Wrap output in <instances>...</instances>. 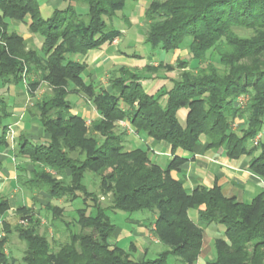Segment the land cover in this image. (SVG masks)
Segmentation results:
<instances>
[{"label":"trees","instance_id":"16d2710c","mask_svg":"<svg viewBox=\"0 0 264 264\" xmlns=\"http://www.w3.org/2000/svg\"><path fill=\"white\" fill-rule=\"evenodd\" d=\"M62 1L66 7L44 17L38 0H0V90L23 83L25 76L32 92L43 82L54 86L36 104L47 141L20 138L16 157L23 164L18 182L32 192L47 193L51 200H82L84 205L76 211L81 231L70 232L60 251L38 235L40 222L34 221L32 210H20L29 223L28 230L16 229L27 244L23 264H170V257L178 264H196L203 231L190 218L193 210L204 223L224 232L216 241V259L209 264H264V192L245 204L224 196L218 185L190 193L172 174L186 162L181 155L194 153L206 138L208 149L225 148L232 160L250 158V169L264 178V64L259 65L264 60V0H153L145 13L144 43L166 53L187 48L196 66L178 60L177 66L122 69L120 77L111 80L110 91L86 84L85 66L67 56L87 55L119 39L122 31L109 28L105 19L117 18L131 27L124 14L130 0ZM80 4L87 6L86 15L78 12ZM9 22L27 25L42 40L41 48L29 49L23 36L10 32ZM238 29L252 31V37L239 36ZM245 60H253L254 66H245ZM176 67L183 73L172 80L171 89L158 95L146 91L147 75ZM70 88L89 98L101 118L87 126L84 118L73 115L67 100ZM182 110L188 111L185 120ZM11 115L0 94L1 148L9 146L4 121ZM240 120L249 125L247 130H234ZM120 121L142 137L169 143L173 160L163 168L151 161L149 150L128 149L125 133H117ZM29 164L33 170H28ZM88 172L100 178V191L111 193L113 206L99 205V196L84 183ZM8 204L0 201V215ZM45 210L65 212L52 204ZM108 211L158 212L154 235L167 250L156 259L138 261L132 246L125 251L111 244L117 225ZM87 229L94 232L86 234ZM6 239L0 241V264H17L5 254Z\"/></svg>","mask_w":264,"mask_h":264},{"label":"crops","instance_id":"0c3cea01","mask_svg":"<svg viewBox=\"0 0 264 264\" xmlns=\"http://www.w3.org/2000/svg\"><path fill=\"white\" fill-rule=\"evenodd\" d=\"M39 3L42 12L51 11L49 15L54 9L66 7L62 0H41ZM150 3H152V1ZM132 15L131 13V16ZM130 21L132 26L128 27V29L121 30L122 36L112 44L99 50L90 51L87 55L76 54L67 56L68 59L85 66L86 69L82 78L86 84L93 85L97 90L110 91L112 89L111 80L114 79V77H120L122 69L143 71L147 66L158 68L161 64L175 65L178 60L183 62H189L191 60L187 48H183L171 53L173 56L171 61L164 59L161 61L148 60L149 63H147V61L142 59L143 57L135 51L137 45L135 40L136 34H134L135 37L132 35L131 38L128 37L130 32L136 29V24H134L131 18ZM27 31L30 35L21 36L27 40L29 44L28 48L40 49L42 40L33 36L29 30ZM10 32L18 33V31ZM163 52L166 57L170 54L165 51ZM195 63V61H190L191 66H196ZM148 77L151 78L148 79ZM172 80H174V78L169 76V74L147 75V79L143 82V86L150 95H158L165 90L171 89ZM20 84L23 85V88L18 89L21 91V94L17 95V97L24 98V102H15L16 99L14 98V100L11 97L6 98L12 114L11 117L7 119L10 120V122L5 124L9 127L7 134L9 146L6 148L0 147V201L8 200L9 203V209L4 214L0 215V229L2 234L9 229L6 223V217L9 214L17 212L22 215L20 210H33V207H31V200L26 198L23 194L24 189L18 182L20 166L23 164V162L16 157L20 138L21 136H25L33 142L42 143L46 142L48 139V136L44 133V129L39 123V118L29 115L31 111L30 109L27 110L28 106H26V103L30 100L31 95L25 83L23 82ZM10 91L12 92L13 90L10 89ZM84 100L76 103L70 102L72 105L71 112L73 115L84 118L87 122V126H90L92 122L100 119L101 115L97 109L92 106L90 100L87 103L86 99ZM166 101L167 97L163 99V104H166ZM187 113L188 111L186 110H182L179 113L182 120L186 119ZM10 130L12 132H10ZM126 135L128 136L126 143L130 150L136 148L143 149L142 144L147 142L146 144L149 146V152L154 154V156H150L153 163L166 168L169 162L173 160L172 147L169 143L155 142L148 138H146L147 141L141 140L142 136L137 133L135 136L131 135L128 131ZM208 145L209 140L203 138L202 143L196 147L194 153H183L181 156L186 159V162L180 167L178 172L172 173L176 179L183 183L188 192L192 193L198 188H213L215 185H218L222 189L224 196L235 198L238 202L245 204L251 203L259 194L264 192V178L258 176L250 169V158L243 156L240 159L232 160L228 157L225 148L208 149ZM256 155L258 156V154ZM33 169V166H28V170ZM189 215L191 220L203 231V244L196 264H209L216 259V241L225 237L224 232L215 224L209 225L204 223L195 210L190 211ZM129 221L136 224V227L124 229L123 227L117 226L111 242L125 251H130L132 246V255L138 261L148 259L151 249L148 245L151 246L152 243H154L153 226H147L145 220ZM2 238L0 234V241ZM126 241L129 247L124 248L125 246H123V244ZM154 244L156 246L160 245L159 243ZM161 253L162 252H160V254Z\"/></svg>","mask_w":264,"mask_h":264},{"label":"rangeland","instance_id":"374dc122","mask_svg":"<svg viewBox=\"0 0 264 264\" xmlns=\"http://www.w3.org/2000/svg\"><path fill=\"white\" fill-rule=\"evenodd\" d=\"M41 1V0H39ZM153 0H135V1H128L126 10L124 11V14L128 17H130L134 24H136V29L134 31H131L128 37L134 36L136 34V42L137 45L135 47V51H137L138 54H140L144 59L148 62V60L151 61H161V60H167L171 61L173 56L172 54H168L169 56L166 57L165 53L158 49H153L151 46L146 45L144 43L145 41V36H146V24H145V13L148 7L150 6V2ZM78 12L82 13L83 15H86L88 13V8L85 5H81L77 8ZM51 12V11H50ZM48 11H43L42 14L44 17H48L49 13ZM85 13V14H84ZM131 13L134 15L131 16ZM109 28H115L118 30H124L128 29V27L123 24L122 21L119 19H113L112 21H109L105 19ZM10 23V31H18L20 35L23 36H28L30 35L28 33V27L25 24H21L18 22H9ZM237 34L243 38H251L252 37V31H246V30H237ZM132 35V36H131ZM135 37V36H134ZM39 38V37H36ZM191 40H188V42ZM140 42V43H139ZM264 55V54H263ZM196 64V63H195ZM245 66H254L253 60H245L243 62ZM260 64H264V60L259 62ZM177 66V65H176ZM183 69L176 67V69L173 72H167L165 70L160 71V75H167L171 76L174 78V80H179L180 77L182 76ZM28 78L25 76V80L23 81L29 90V93L31 95L30 100L28 103H26L28 106V109H30L31 113H29L30 116H37L39 117V112L36 109V104L41 101L44 97L45 94H51L54 90V86L50 85L47 82H43L39 88L36 91H33L29 89V82L27 81ZM22 89L23 85L19 86H13L11 90H6V88H3L0 90V94L4 96L5 98L11 97L15 98V102H21L23 101L24 98L17 97V95L21 94V91L18 89ZM52 90V91H51ZM69 94L67 96V100L72 103L79 102L81 100L86 99V103L89 101V98H87L84 94L80 93L77 89L73 90V88H70ZM75 94V95H74ZM83 97V99H82ZM10 98V99H11ZM242 97L241 101L244 103L246 102L245 98ZM26 101V98H25ZM85 101V100H84ZM24 102V101H23ZM22 102V104H23ZM90 103L92 106H94L93 102L90 100ZM30 107V108H29ZM95 108V106H94ZM10 122V120L4 121V124H7ZM92 125V124H90ZM117 133H125L128 131L131 135H136V131L131 127V125L128 122L125 121H120L115 124ZM243 129L247 130L249 128V125L246 123V121H238L235 126L234 130ZM10 132H12L10 130ZM96 136L99 137L98 133H93ZM241 134V132L239 133ZM125 141L128 139V136H125ZM100 143L104 141L103 138H99ZM141 140L147 141V139L144 137L141 138ZM261 136H258L256 141H260ZM147 143V142H146ZM144 143L142 144V148L145 150H149V146ZM128 148V144L125 143ZM79 154L77 152L75 155ZM150 156H154L153 153H150ZM27 162V161H26ZM33 166V164H29ZM26 179H29L30 176L26 175ZM85 185L88 187V190L90 192H94L99 196V205L102 206L103 208H109L113 206L112 203V195L111 193L108 194H103L100 191V178L97 177L96 175L88 172L85 174V180H84ZM23 188V187H22ZM23 194L26 196V198H29L31 200V207H33V213L32 216L34 218V221H38L40 223L37 224V230L39 231V236L40 237H46L47 240L52 244V247L54 248V251H60L62 247L69 242L70 239V232H80L81 228L78 227L77 222L79 220L78 215L76 214V211L78 209H83L84 205L82 200H77L76 202L70 204L68 201L65 200H59V201H54L51 200L50 196L48 194H45L43 191L39 192L35 190L32 192L29 189L23 188ZM90 204L89 206H93V203L91 201H88ZM45 204L48 206L49 204H52L53 206L63 208L65 209V212L62 214H59L56 212L55 214L48 213L45 208L46 206L43 205ZM91 212V209L89 210ZM108 215L112 218L113 222L119 226L125 228H135L136 224L130 222L129 220H141L144 221L147 226L152 224V232L154 235V232L156 231V225L155 221L157 220L158 217V212L150 213L148 211H142L134 214H126L122 212H113V211H108ZM24 215H20L17 212H14L12 214H9L6 217V223L8 224L9 230L11 231L10 233L5 232L2 235V240L6 239V245H5V254L7 257L13 258L17 264H23V259L25 258V253L27 251V244L26 242L21 240L20 234L16 232V229L18 227L24 228V230H28L29 228V223L28 220L23 219ZM30 217H26V219H30ZM72 230V231H71ZM129 230V229H128ZM86 234H92L94 231L92 229H87L84 231ZM4 235V236H3ZM1 240V241H2ZM128 242L126 241L123 246L124 248L129 247ZM154 243H159L160 245H155ZM154 243L152 245H148L150 249V253L148 255V259H156L160 252H163L164 250H167L166 247L160 242L158 238L155 237L154 235ZM112 244V242H111ZM170 264H178L177 260L174 257H170Z\"/></svg>","mask_w":264,"mask_h":264},{"label":"built area","instance_id":"2783aa9c","mask_svg":"<svg viewBox=\"0 0 264 264\" xmlns=\"http://www.w3.org/2000/svg\"><path fill=\"white\" fill-rule=\"evenodd\" d=\"M241 101V100H240ZM242 102V101H241ZM258 141H256V144H257ZM0 234H1V229H0Z\"/></svg>","mask_w":264,"mask_h":264}]
</instances>
